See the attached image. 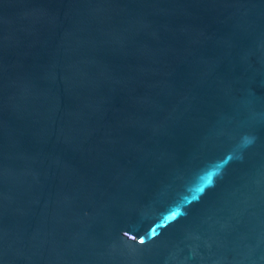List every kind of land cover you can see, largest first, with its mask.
Returning <instances> with one entry per match:
<instances>
[{"label":"water","instance_id":"water-1","mask_svg":"<svg viewBox=\"0 0 264 264\" xmlns=\"http://www.w3.org/2000/svg\"><path fill=\"white\" fill-rule=\"evenodd\" d=\"M0 264H264V0H0Z\"/></svg>","mask_w":264,"mask_h":264},{"label":"snow or ice","instance_id":"snow-or-ice-1","mask_svg":"<svg viewBox=\"0 0 264 264\" xmlns=\"http://www.w3.org/2000/svg\"><path fill=\"white\" fill-rule=\"evenodd\" d=\"M212 180H211V176L208 177L207 179V184H211ZM198 191H203V188L199 189ZM193 199H196V196H193ZM179 214V213H174V215ZM169 219H172V217H169Z\"/></svg>","mask_w":264,"mask_h":264}]
</instances>
